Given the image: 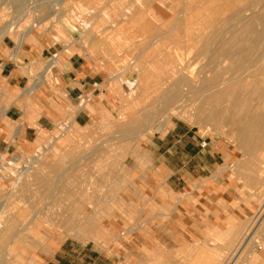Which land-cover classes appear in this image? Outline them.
I'll use <instances>...</instances> for the list:
<instances>
[{
	"label": "crops",
	"instance_id": "crops-1",
	"mask_svg": "<svg viewBox=\"0 0 264 264\" xmlns=\"http://www.w3.org/2000/svg\"><path fill=\"white\" fill-rule=\"evenodd\" d=\"M62 3L26 34L0 41V157L19 162L90 141L144 144L130 154L121 146V156L152 162L125 168L132 184L96 187L104 193L89 199L88 233L41 242L27 264H264V214L254 222L264 209L256 151L207 140L183 118L162 121L160 108L152 118L144 113L178 106L177 55L182 47L191 53L194 20L207 30L209 0ZM125 115L136 134L74 140L73 131ZM9 233L2 226L0 239Z\"/></svg>",
	"mask_w": 264,
	"mask_h": 264
},
{
	"label": "rangeland",
	"instance_id": "rangeland-1",
	"mask_svg": "<svg viewBox=\"0 0 264 264\" xmlns=\"http://www.w3.org/2000/svg\"><path fill=\"white\" fill-rule=\"evenodd\" d=\"M61 1L0 0V41L15 33L26 34L32 27L39 25L48 9L66 8L67 5H61ZM224 1L209 0L207 30H197L201 25L194 20L191 53L187 50L184 55L182 47V54L177 56L178 106L171 110L168 106H144V113L152 118L153 111L160 108L162 121L169 116L183 118L207 140H223L241 150L256 151L258 173L264 178V91L258 89L260 92L254 98L246 99L247 109L234 111L232 108L229 112L232 119L229 116L230 119L227 120L224 115L225 106L222 103L213 106L209 101L219 86L228 81L236 84L238 78H244L246 74L253 72L264 58V0ZM199 2L200 0H194V6ZM234 34H243L245 41L235 49L226 42ZM180 59H183V64ZM189 91L192 94L186 93ZM197 102L204 106H199ZM244 112L248 118L245 117L244 122H237L235 118L244 116ZM255 114L258 115L256 122L252 119ZM121 117L113 118L107 124L101 122L96 127L73 131L74 140H93L87 137L89 135L115 137L136 134L137 131L132 132L126 126L127 117ZM143 145L72 142L63 149L53 146L39 156L24 161L0 157V160L4 159L0 165V168L3 167L0 174V224L9 227L11 236L9 239H0V264L31 263L33 252L41 242H48L49 246L53 242L59 245L67 236H73L74 231L79 228L82 233H88V210L92 207L87 204L96 194L104 193L103 190L97 192L96 187H103L108 182L117 187L121 183L132 184L137 179L131 180L135 176L124 174L125 168L147 167L152 162L144 158H123L121 146H127L130 154L141 151L140 146ZM106 169H110L111 173L104 174ZM79 201L86 206L74 205ZM6 203H10L11 207L2 208ZM119 209L115 208L117 211ZM18 211L22 213L18 214ZM134 214L135 209L130 207L129 218ZM263 214L264 209L256 216L255 224H259ZM22 215H25L24 225H28L25 230L27 237L21 232ZM106 224L109 225L108 222ZM91 225L95 227L102 224ZM127 225L128 228L135 227L133 223L126 224V227ZM8 240L10 245L7 247Z\"/></svg>",
	"mask_w": 264,
	"mask_h": 264
},
{
	"label": "bare ground",
	"instance_id": "bare-ground-1",
	"mask_svg": "<svg viewBox=\"0 0 264 264\" xmlns=\"http://www.w3.org/2000/svg\"><path fill=\"white\" fill-rule=\"evenodd\" d=\"M9 1V0H8ZM22 1V0H21ZM216 2V1H215ZM222 2H225L224 0H222ZM25 3V2H24ZM244 4V3H242ZM240 5H238L239 7ZM250 6V5H249ZM241 8V6H240ZM239 9V8H238ZM248 9V8H247ZM251 9V8H249ZM22 10V9H21ZM250 11V10H249ZM246 12V11H245ZM250 13V12H249ZM230 14V13H229ZM228 14V15H229ZM244 14V13H243ZM251 15V14H250ZM191 16V15H190ZM227 16V15H226ZM225 16V17H226ZM246 16V15H245ZM244 16V18H245ZM249 16V15H247ZM193 17V16H191ZM254 17V16H253ZM194 18H196L194 16ZM194 18H192L194 20ZM235 18V17H234ZM240 18V17H238ZM132 20V19H131ZM236 21V20H235ZM239 21V20H238ZM156 22V21H155ZM159 22V21H158ZM237 22V21H236ZM241 20H240V24H241ZM245 23V22H244ZM247 23V22H246ZM159 24V23H158ZM234 24V23H231ZM67 26V25H66ZM238 28V27H237ZM73 29V28H72ZM236 30V29H235ZM244 34V33H243ZM242 35H238V34H234L232 36V38H229L228 41H226L228 44V46L232 47L235 49V47L237 48L239 45L243 44L244 41V37ZM250 35V34H249ZM222 36V35H221ZM253 36V35H252ZM224 40V39H223ZM222 40V41H223ZM226 40V39H225ZM231 43V44H230ZM222 47V46H221ZM179 55V54H178ZM177 55V56H178ZM188 57V56H187ZM264 57V56H263ZM181 60V59H180ZM183 60V59H182ZM181 60V61H182ZM181 64H183V61L181 62ZM257 67H255L254 71L251 73H248L250 71H248L246 74V76L244 78H238V80L236 81V84L232 83L231 81H228L227 83L222 84L221 86L218 87L217 91H215L216 93H214L212 99L209 98V101H211L210 103L213 106H218V104L222 103V106H225L224 108V115L227 119H232V115H229V112L232 110V108H234V111H237L239 109H247L245 106L247 105L246 99L251 98V97H255L258 94V91L260 92V90L264 91V58L262 60H260V62L256 65ZM252 71V70H251ZM187 72V71H186ZM185 73V71H184ZM192 72L190 71V74ZM189 74V75H190ZM187 75V74H186ZM193 77V76H190ZM128 85V84H127ZM260 89V90H258ZM128 92V91H127ZM213 92V91H212ZM129 93V92H128ZM211 99V100H210ZM251 100H249L250 102ZM262 102H264V98L262 99ZM196 104H198L199 106H204L203 103H199L197 102ZM249 108V107H248ZM245 114V112H244ZM201 115V114H200ZM209 115V114H208ZM126 116V115H125ZM123 116V117H125ZM230 116V118H228ZM256 116V117H255ZM255 118L253 117L252 119L254 120V122H256L255 120L258 119V115L255 114ZM121 117V118H123ZM131 117V116H130ZM245 117L248 118V115L245 114L244 116H240V117H236V121H245ZM125 119V118H124ZM128 119V118H127ZM121 121H124L123 119ZM5 168V167H4Z\"/></svg>",
	"mask_w": 264,
	"mask_h": 264
},
{
	"label": "built area",
	"instance_id": "built-area-1",
	"mask_svg": "<svg viewBox=\"0 0 264 264\" xmlns=\"http://www.w3.org/2000/svg\"><path fill=\"white\" fill-rule=\"evenodd\" d=\"M206 145H207V142H206V141L203 142L202 146L204 147V146H206Z\"/></svg>",
	"mask_w": 264,
	"mask_h": 264
}]
</instances>
